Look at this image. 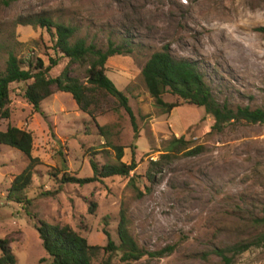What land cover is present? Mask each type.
Masks as SVG:
<instances>
[{"label": "rangeland", "instance_id": "374dc122", "mask_svg": "<svg viewBox=\"0 0 264 264\" xmlns=\"http://www.w3.org/2000/svg\"><path fill=\"white\" fill-rule=\"evenodd\" d=\"M31 12L77 26L78 36L102 48L109 39L132 41L134 51L109 57L105 68L128 97L137 137L129 115L110 109V97L100 96L106 111L92 119L67 92L54 91L36 111L21 96L24 83L10 85L11 115L1 120L0 130L13 125L29 131L36 159L24 191L29 203L10 201L11 181L29 161L18 149L0 145V240L8 241L14 264H47L36 230L40 219L68 224L89 244L103 246L104 226L118 243L123 213L140 246H176L164 257L128 264H220L199 252L260 231L248 229L247 220L264 214V124L238 122L208 134L213 118L202 107L169 92L163 100L178 105L167 112L157 106L141 69L167 44L172 55L199 63L219 100L264 107V0H18L0 8V40L12 32L19 57H40L47 64L48 34L30 25L10 27L17 14ZM4 59L1 52L0 69ZM66 63L61 59L50 75ZM71 68L72 75L84 78L83 68ZM179 136L203 151L194 156L180 151L153 165L168 140ZM113 146L122 147V162H136L129 175L83 185L60 182L63 172L91 176V158L99 165L115 163ZM149 168L153 178L147 180ZM235 264H264V248L244 251Z\"/></svg>", "mask_w": 264, "mask_h": 264}, {"label": "trees", "instance_id": "16d2710c", "mask_svg": "<svg viewBox=\"0 0 264 264\" xmlns=\"http://www.w3.org/2000/svg\"><path fill=\"white\" fill-rule=\"evenodd\" d=\"M16 1L18 0H0V8L9 7ZM10 23L13 29L18 25H30L44 31L49 36L52 53L46 54L48 63L45 64L40 57H19L15 46L20 43L12 39V32L6 36L5 40H0V53H5L4 65L0 69V122L9 119L11 115L10 85L24 83L21 96L36 111L40 110V103L54 91H62L71 94L79 109L94 119L99 113L106 111L99 104L100 96L110 97L113 99L110 109L113 111L123 109L129 115L134 126V139L137 137L128 97L106 75L105 68L109 57L115 54H130L134 51L131 40L123 38L116 43L109 39L106 46L102 48L78 36L77 26L54 20L44 12L19 13ZM61 59H67L66 65L58 75H50L51 69L58 65ZM73 64L83 68V79L71 74ZM141 75L155 104L166 112L178 105L175 102L168 103L163 100L166 92L176 95L189 104L202 107L205 114L213 118L208 134L219 132L228 124L238 122L264 124V107L250 108L247 105H234L227 100H219L214 96L211 83L199 63L190 58H178L172 55L167 44L150 54L141 69ZM100 129L102 130L103 127ZM0 145L18 149L28 158L29 163L12 179L7 193L8 200L27 204L29 199L24 191L31 182L32 168L36 162L31 155L32 135L27 130L8 125L5 130H0ZM113 148L116 151L115 163L99 165L94 158H91V176L77 177L63 172L60 182L83 185L114 175H129L136 167V162L134 159L130 163L122 162V147L113 146ZM133 148H135L134 145ZM203 148L202 145L187 146L183 136L173 137L168 140L165 152L160 154L158 162L151 161V163L156 165L160 163V160H171L178 152L184 150V154L194 156L202 152ZM146 178L147 180L153 178L150 168L146 172ZM130 179L134 181L133 177ZM247 221H249L248 229L261 228L260 231L249 232L245 237L224 245H214L208 250L199 252V256L204 260L215 256L220 264H235L236 257L244 251L251 248H264V214L250 217ZM36 230L47 254V258L43 259L47 261V264H128L145 257L161 258L171 254L176 248L174 244H166L157 249L140 246L131 235L123 213L120 214L116 228L118 243L114 242L104 226L106 243L103 246L89 244L85 237L68 224H52L40 219L37 221ZM14 263L15 257L8 241L0 240V264Z\"/></svg>", "mask_w": 264, "mask_h": 264}]
</instances>
